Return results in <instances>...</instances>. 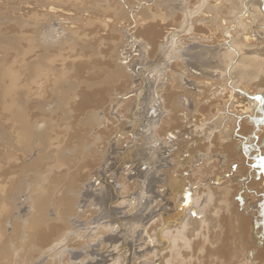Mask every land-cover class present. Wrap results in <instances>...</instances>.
<instances>
[{
	"label": "bare ground",
	"instance_id": "6f19581e",
	"mask_svg": "<svg viewBox=\"0 0 264 264\" xmlns=\"http://www.w3.org/2000/svg\"><path fill=\"white\" fill-rule=\"evenodd\" d=\"M18 1V4L22 6L20 11H22L24 16L28 13L30 14L31 12L35 13V11H38L40 14H43V16L50 17L53 21H61L63 25L67 26L70 24L71 26L66 28L69 31L68 37L71 38H85L84 36L78 37L77 33L72 31V25L74 26L79 20L86 19L84 17L85 13L90 15L91 13L96 12L97 14L104 16L108 21V23L105 24L106 27L113 26L116 28L119 37V48H122L123 43L120 38L121 35H125L127 27H132L134 25L133 29H129V32L133 33L137 40L133 43L132 47L137 46L139 49L138 51L142 52L141 50L144 47L143 42H146V46H150L151 51H149V54L152 53L151 56L154 54L158 55L159 53H163L173 48L174 44L172 43V39H175V36H171L172 38L167 40L168 37L164 35L163 29L164 27L177 28L182 26L183 23H181L180 20L181 18L185 19L187 15L184 14L185 12L183 11L145 10L144 13L141 11L143 14L141 13L139 17H137V15L134 19L133 17H128V14H125V10L117 5L109 6L116 7V9L112 11L106 9V12L103 11L101 13L98 8L95 10L96 6L92 8L94 2H90L92 5L90 4V7L87 9H82L79 5L76 6L77 0ZM106 3L111 4V1L106 0L105 4ZM263 3L264 0L259 2L260 5L257 4L259 7L258 11H256L257 9L255 10L252 5L254 10L251 9L252 11L248 12V15L241 16L242 14L240 15V11L238 10L240 17L233 19L234 21L231 20L233 22L230 21L234 24L233 27H230V23L225 20L224 22L222 21L223 25L219 24L215 30L219 31L220 35L217 36L221 37L220 39L223 42L222 45H224V43L226 45V49L224 50H226V52L227 50H229V52L233 51L232 53H234L236 58L233 64L236 70L235 75L229 79L227 78L228 84L227 82L225 83L226 85L224 86L223 96L222 90L219 89L220 86H223L221 85L222 82H213V79L209 74H202L201 77L192 76L189 72L184 74L183 72L186 68H189V64L184 61H179L180 68L178 69V64L174 65V71L170 73L171 77L168 78L169 81L167 85L160 83L165 78V74L162 71L164 67L160 69H155L153 67L151 71L153 74L147 78L144 91L142 92L141 90L143 89H140L139 94L137 92L134 99L127 102H121L115 112L116 118H111L109 116L111 106L106 107V110H104L106 113L104 114L102 112L103 115L100 113L101 116L96 112V115H98L96 118L93 117L94 114H91L90 112V114H88V123L91 122L94 123V125L101 127L102 133L104 130L103 135L98 137V141L102 137L104 141L102 147L101 142H99L101 151L94 150L96 155L101 154L104 157L110 152L115 155V163L117 164L138 161L140 163L145 160L148 163L151 159L160 158L156 160L157 162L153 161L155 164L150 161L153 164L151 167L152 169H149L150 171H136L135 176V180L140 182L139 185L141 186L142 197L143 195H155V198L158 200L157 202L166 200L165 197L168 195L170 197L169 201H165L166 206L162 209L163 211H168L167 208L170 209L167 214L168 216L162 214V216H157L158 213L154 211L152 212L153 208L149 207V211H147V213H142L141 220L135 225L137 226L138 231L135 232L136 237L133 242H140V244L137 243V245L139 244L141 247L143 246L144 251L146 252L142 253V251H139L140 253L145 254V256H139V259H141L139 264H154L156 263L155 261H159L161 264L264 263V230H257L260 228L259 225L264 226V169L259 164V158L264 155V18L260 16L263 14H260L262 12L259 11ZM25 6L30 7L31 10L29 11L25 9ZM249 7L251 8L250 5ZM249 7L247 6V9ZM212 9L217 10V7H212ZM82 15L83 18H81ZM205 15L206 14H204L205 18L199 17L200 19L198 18V20L202 22H212L214 24L215 21H211L210 18V20L207 19ZM239 15L237 14V16ZM24 16H21L20 18L27 17ZM214 16H216V18L214 17L212 19H219V14ZM260 17L263 18L262 21H258ZM16 21L18 27L24 24V21L21 19ZM209 26L210 25H207L206 28L208 29ZM164 31L166 30L164 29ZM208 31L211 32V29L209 28ZM211 36V33L205 35V37L208 38ZM13 39V37L10 39L8 38L9 43L8 40L1 38L0 36V51H2V53L8 52L3 46H10L12 41L20 43V48H18L17 54L20 58V66L17 71L8 67V72L10 73L9 84L11 83V86H17L18 84V92L29 91L32 82H23L21 75L25 71L31 72L34 70V81L36 84L35 94L39 104L40 102L41 104L44 103L45 98L49 96H57L55 90V73L60 75V77L65 76V70H58V68L65 67L66 60L68 59V56L64 57L61 52L70 51L72 53L77 47L70 44L63 45L56 41L54 43H58V46L54 45L56 46L55 49L52 45V47L49 46L51 49H44V47L38 46L32 39L28 38V35L25 33L16 37V39H14L15 41ZM166 40L171 44L165 43L167 42ZM200 40L202 41L201 37ZM210 40L215 41L214 38H210ZM158 42H161V44ZM79 47L83 48L82 46ZM119 52L114 56L115 64L110 65L109 74L112 80L113 78H115L114 80H117V84L118 80L121 79L124 88H126L125 86H130L132 81V84L138 82H136L134 76L140 75L141 72H138L139 74H135L134 72L127 73V67L117 64V61L121 59L119 58ZM32 57H34L33 60L29 61ZM2 60H0V65ZM58 62L61 63L60 66L58 65ZM145 62L146 61H144L142 57L138 63H140L141 66ZM135 63L137 64V62ZM35 66L36 68H34ZM249 67H253V69L257 70H249ZM3 68L0 66V73H3ZM78 68L81 69L82 66L79 65ZM79 69L76 71H86ZM1 75L2 77H0V79H4L5 72L4 76L3 74ZM46 77L53 78L54 81L46 82ZM212 77L214 78V75ZM89 80L92 81V79ZM183 81L185 84H182ZM110 84L108 86H110ZM209 85H212L213 89H209ZM190 86L193 87V91L188 89ZM0 87L2 90L1 95H3V99H5L2 104V109L5 114H7L6 118L11 119L16 123L17 130L14 135H16V141L19 146L22 147V152H24L32 141L34 142L33 135L29 132V127L24 121V116L18 109L16 99L13 98V95H15L13 94V88L6 87L4 83L1 84ZM110 89L112 90V88ZM138 89L139 88L135 89V91H138ZM106 91H108V87ZM118 91L121 92L122 90ZM111 93L113 94L112 91ZM109 94L110 93L107 94V97H109ZM60 96L63 97L64 95ZM57 97L62 99L59 96ZM159 98H162V102L159 101ZM209 98L212 99V103L207 105L204 100ZM157 99L159 101L158 103ZM100 100L102 101V99ZM155 104L159 105V107L163 105L167 110V114L160 116L153 123V119L148 118L149 110H147V108L145 109V107L150 106L151 109H154ZM65 106L66 107L60 108L62 112H66L67 108H71L70 102L67 101ZM36 110L38 117L39 109L37 106ZM134 110L135 112L133 113ZM179 113H182L183 117H179ZM49 115H51L49 119L53 117V114L50 113ZM99 116L101 121L97 120ZM117 117H119V119H127L128 124L125 125L123 122L119 123ZM54 118H52V120H54ZM193 118H195V123L190 122L191 126L188 127L186 121L190 119L192 120ZM54 121L57 122V120ZM40 122H42V120ZM117 126H119L118 129ZM49 127L52 128V126ZM40 128L41 127H39V129ZM55 128L56 133L58 136L61 135L64 142L71 138V125L68 124L64 127L66 131L63 130L62 133L65 134L64 131L68 132L66 135L59 134V132L62 131L60 130L61 128H59V125ZM139 128H143L145 131H148L149 134H141L138 130ZM122 129H126L132 136L126 140L115 139L116 134L121 132ZM41 132L42 131H40V133ZM48 133L49 132L46 134ZM38 135H36V137ZM52 135H54V130ZM186 136L187 138H185ZM173 137L175 140H173ZM112 139L117 140L116 143L112 142L111 144ZM143 141L144 143H142ZM156 144H158L157 146L159 148L165 150L166 153L173 152L175 157L169 161V156H166L167 158L165 157V159L164 155L159 156L160 154L158 156H152L153 153H150L152 151L150 150L148 153L147 150L148 147L156 150L157 147H154ZM144 145H148L147 149L144 148ZM187 146H190V149H187ZM95 148H99L97 147V144ZM42 155L37 157V159L41 161ZM62 157L63 156H61V159ZM199 161L202 162V165L196 166ZM97 163L98 157H93L85 162L84 165L88 167L89 170L94 168ZM151 163H149V165ZM219 163L223 164V166L219 167ZM228 163H230L229 168L225 170V164ZM235 163H237L238 167L236 169V174H233L232 165ZM146 165H142L139 168L145 167ZM182 165L186 169H184ZM252 166H255L254 169L256 171L252 169ZM83 167L84 166H80V168ZM120 171L121 173L117 180L118 183H122L120 196L129 198L128 195L130 191L133 190L130 184L131 182L129 183L128 181L131 177L129 175H127V178L124 176V169ZM185 171L189 172L187 177L183 175ZM237 174L241 176V180L238 183H234L232 179ZM143 183H145V187ZM132 184L133 186L135 185L133 182ZM159 188L164 189L165 197L159 194ZM115 192L116 191L114 190V193L111 192L110 195H108V193H103L100 195V199H93L94 203H98V201L102 202V199L105 198V202L102 203L103 206L100 204L103 207L100 208L101 213H104L102 215L103 219L110 217H115L117 220L119 219L117 218L119 211L113 209L116 206L113 204V208L112 205L109 207V202L118 198ZM191 193L193 195H191ZM137 198H139V196ZM146 202L149 203V200H146ZM120 204H122V201ZM141 206L142 205L139 206V210ZM128 207L131 208V204L128 205ZM157 212H159V210ZM196 213L203 215L202 219L200 218L201 220L196 217ZM156 216L159 218L155 219ZM99 219L102 218L99 217ZM135 226L134 228H136ZM107 228L105 225H102L91 233L100 235V242L103 243L106 251L107 248H110V246L117 243L114 242V240H117L116 237L115 239L112 236L107 237ZM144 232L146 233L147 238L151 240L152 247L149 246L151 245L150 243L146 242L145 235L143 237L142 233ZM127 246L125 244L123 246V244L117 243L114 246L116 249L115 252L113 251L114 254L122 247H124L123 249L125 250ZM157 250H159V252ZM120 251L122 252L123 250ZM126 254L120 258H115L116 260L113 264H130L128 263L129 258H126L125 256ZM100 262L101 260L98 261V263Z\"/></svg>",
	"mask_w": 264,
	"mask_h": 264
},
{
	"label": "rangeland",
	"instance_id": "374dc122",
	"mask_svg": "<svg viewBox=\"0 0 264 264\" xmlns=\"http://www.w3.org/2000/svg\"><path fill=\"white\" fill-rule=\"evenodd\" d=\"M105 1L106 0H77L76 6L79 5L80 8L87 9L90 7L89 5H92L94 2L92 8L96 6L95 10L98 8L102 13L103 11L106 12V9H110L111 11L116 9V7H109L110 5H117L125 10V14H128V17H133L134 19L137 15V17H139L142 12L144 13L145 10L183 11L185 12L184 14H187V18H181L180 22L183 24L180 27H164L166 31L163 29V33L168 37L167 40L175 36V39H172L173 41L170 40L174 44L173 48L163 52L164 54L159 53L158 55L154 54L151 56L152 53L149 54V51H151L150 46H146V42H143L144 47L141 50L142 52L138 51L139 49L137 46L132 47L133 43L137 40L135 39L136 37L134 34L129 32V29H133L134 25L132 27H127L125 35H121L120 38L123 43L122 48H119V37L116 28L113 26L106 27L105 24H107L108 21L104 16H101L96 12H93L90 15L85 13L84 17L86 19L79 20L74 26L72 25V31L76 32L78 37L84 36L85 38H71L68 37L69 31L66 28L71 26L70 24L67 26L63 25L61 21H53V19H50L48 16H43V14H40L38 11H35V13H28L25 15L27 17H25L22 11H20L22 6L18 4V0H0L1 38L8 40V38L10 39L13 37L16 39V37L25 33L28 35V38L32 39L38 46L44 47V49H51L49 47L51 45L55 49V47L58 46V43L63 45H75L77 47L72 53L70 51L61 52L64 57L68 56L66 66L58 68V70H65V76L60 77V75L55 73V90L57 96L63 100L54 95L53 97L49 96L45 98V102L42 104L41 102L39 104L35 94L36 84L34 81V70L31 72L25 71L21 75L23 82H32L29 91L18 92V84L17 86H11V83L9 84L10 73L8 72V67L17 71L20 66V58L17 56L20 43L13 39L15 42L12 41L10 46H3V48L8 51L7 53H2V51H0V60L5 57V60L3 59L0 65L1 68L4 67V71L3 73L1 72L0 75L3 74L4 76L5 72L4 77L6 79L9 78L8 80L5 78L0 79V85L4 83L6 87L13 88L15 92H13V94H15L13 95V98L16 99L18 109L23 114L24 121L28 125L29 132L33 135L34 140V142L32 141L26 150L22 152V147L19 146L15 138L16 135H14L17 130L16 123L11 119L6 118L7 114H5L2 109V104L5 99H3L4 97L1 95L2 90L0 87V264H113L117 258H120L126 253V258H129L128 263H140L141 259H139V256H145V254H142L145 251L143 246L141 247L139 245L140 242H137L139 243L138 245L136 242H133L136 237L135 232L138 231V228L135 225L141 220L142 213H147L150 208H153L152 212L154 211L158 213L157 216H168L167 214L170 209L167 208L168 211H163L162 209L165 208V201H169L170 197L169 195L166 197L164 196L165 191L163 188L158 189L159 194L163 195L166 199L162 202H157L158 200L155 198V195H143L142 197L141 186L139 185L140 182L135 180V176L136 171H150L152 165L155 164L153 161H156L159 157L149 160L148 163L145 160L140 163L138 161L117 164L115 163V155L110 152L104 157L101 154L96 155L94 150H100L99 142H101L102 147L104 141L103 137L98 141V137L103 135L104 130L102 133L101 127L94 125V123L91 122L88 123V114H94L93 117L96 118L98 116L96 115V112L99 115L100 113L103 115V113H106V111H104L106 110V107L111 106L109 116L111 118H116L115 112L121 102H127L134 99L137 92L139 94L140 89H143L141 90L142 92L144 91L147 78L153 74L151 73L153 67L155 69L164 67L162 71L165 74V78L160 83L167 85L169 81L168 78L171 77L170 73L174 71V65L178 64V69L180 68L179 61H184L189 64V68L184 70V74L189 72L190 75L196 77H201L202 74H209L211 75L213 82H222L221 85L223 86H220L219 89L222 90L223 96V90L227 78L229 79L235 75L236 70L233 64L236 58L234 53H232L233 51L229 52V50H227V53L226 50H224L226 49V45L225 43L222 45L223 42L220 39L221 37L217 36L220 35L219 31L215 30L219 24L221 25L222 21L224 22L225 20L230 23V27H233L234 24L231 23L234 21L233 19L240 17L241 14V16L248 15V12L254 10L253 6L255 10L257 9L256 11H258V5H260L259 2L262 0H110L111 4H105ZM253 3L258 5L255 6ZM247 6L249 7L248 9ZM212 7H217V10L212 9ZM25 9L29 11L31 10L30 7L27 6H25ZM259 11L262 12L260 14H263L260 16L264 18V3ZM204 14H206L205 16L207 19L210 18L211 21H215L216 23L214 22L213 24L212 22L199 21V17L205 18ZM217 14H219V19H212L214 17L216 18L214 15ZM237 14L239 16H237ZM21 16H24L25 18H20ZM261 17L258 21L263 20ZM81 18H83V15ZM20 19L24 21V24L18 27L16 20ZM207 25H210L209 28L211 29V32L208 31L209 28H206ZM207 33H211L212 36L209 38L205 37ZM200 37L202 38V41L200 40ZM210 38H214L215 41H211ZM56 41L58 43H54ZM158 43L161 44V42ZM165 43L171 44L169 41ZM79 46H82L83 48H80ZM118 52L119 58L121 59L117 61V64L127 67V73L134 72L135 74H139L138 72H141L140 75L134 76L136 82H138L132 84L133 81L131 82L130 80L131 85L125 86L126 88H124L121 79L118 80L117 84V80H114L115 78L112 80L109 74L110 65L115 64L114 56ZM140 57H143L144 61H146L144 63L145 65L143 64L140 66V63H138L141 60ZM33 58L34 57L29 59V61L33 60ZM135 62H137V64ZM58 65L60 66L61 63L58 62ZM79 65L82 66L81 69L78 68ZM253 67H249V70L256 71L257 69H253ZM34 68H36V66ZM78 69L86 71L77 72L76 70ZM213 75L214 78L212 77ZM0 77H2V75ZM46 78V82L54 81L53 78ZM89 79H92V81ZM109 84L110 86H108ZM182 84H185L184 81ZM107 87L108 91H106ZM191 87L192 86H190V88L188 87V89L192 90L193 87ZM110 88H112V90ZM137 88H139L138 91H135ZM209 89H213V86L209 85ZM118 90H122L123 92ZM108 93H110L108 95L109 97H107ZM60 95L64 96L61 97ZM106 100L109 101L107 102ZM211 100L212 99L209 98L204 101L207 105H210L212 103ZM67 101L70 102L71 108H67L66 112H62L60 108L66 107L65 104ZM159 101L162 102V98H159ZM159 101L157 99V103ZM36 106L39 109L38 117ZM146 108L149 110L148 118H152L153 123L160 116L167 114V110L163 105L159 107V105L155 104L154 109H151L150 106L145 107V109ZM134 112L135 110L133 113ZM50 113L53 114L52 118L55 116L54 120H57V122L52 120V118L49 119L51 116L49 115ZM100 116L97 118L99 121H101ZM178 116L183 117V114L179 113ZM41 120L42 122H40ZM117 120L119 123L123 122L125 125L128 124L127 119H119V117H117ZM52 122H54L56 126ZM190 122L195 123V118L186 121L188 127L191 126ZM65 124L71 125L72 129L70 128V130H72V136L70 135L71 140L69 139L64 142L61 135L58 136L56 133L55 127L59 125V128H61L60 130H62L59 134H63V130L66 131V129H64L66 126ZM49 126H52V128ZM39 127H41V130ZM118 127L119 126H117V129ZM53 130L54 135H52ZM138 130L143 135L149 134V132L145 131L143 128H139ZM40 131L42 132L40 133ZM65 131V134L63 135L68 133ZM47 132H49V135L46 134ZM121 132L116 134L115 139L126 140L132 136L126 129H122ZM36 135L39 137H36ZM55 136L58 137L56 138ZM185 138H187V136ZM115 139H112L111 144L112 142L116 143L117 140ZM173 140H175L174 137ZM142 143H144V141ZM96 144L97 147H99L98 149L95 148ZM157 145L158 144L154 147H157L156 150L158 152L155 149H150L148 145H144V148L147 149L148 147L147 151L149 153L151 150L152 152L150 153H153L152 156H158L160 154L159 156L164 155V159L166 156H169V161L175 157L173 152L166 153L165 150H162ZM187 149H190V146H187ZM41 155L42 158L40 161L37 157H40ZM61 156H63L62 159ZM93 157H98V163L94 168L88 170V167L84 164ZM149 163L151 164L149 165ZM229 164L230 163L225 164V170L229 168ZM259 164L264 169V155L259 158ZM142 165L146 166L139 168ZM200 165H202L201 161L196 164V166ZM80 166L84 167L80 168ZM218 166L221 167L223 164L219 163ZM237 167V163L232 165L233 174H236ZM252 167V169L256 171L254 169L255 166ZM183 168L186 169L184 166ZM122 169L125 171L124 176L126 178L127 175L131 177L128 181L129 183L131 182L130 184L133 190L130 191L128 195L129 198L120 196L122 183H118L117 180L121 173L120 170ZM188 174L189 172L187 171L183 173L185 177H187ZM232 180L234 183H238L241 180V176L237 174ZM132 182L135 184L134 186ZM143 184L145 187V183ZM114 190L117 194L115 195L119 199L117 198L109 202V207L111 205L112 208L114 205L116 206L113 209L119 211V214H117V218L119 219L117 220L115 217L103 219L102 215L104 213H101L100 208L103 206L102 203L105 202V198L102 199V202L98 201V203H94L93 199H100V195L103 193H108V195H110L111 192L114 193ZM191 195L193 194L191 193ZM138 196L139 198H137ZM146 200H149L150 204L147 203ZM121 201L122 204H120ZM100 204H102V206ZM130 204L132 209L135 207L133 210L128 207ZM140 205L142 206L139 210L138 208ZM158 210L159 212H157ZM157 216L155 219L159 218ZM202 216L203 215L196 213V217L199 218V220L202 219ZM99 217L102 219H99ZM102 225H105L106 228L108 226L107 237L112 236L114 239L116 237L117 240H114V242L123 244V246L124 244L126 246L128 244L129 247L127 246L125 250L123 249L124 247H122L120 249L123 250L122 252L118 250L117 253L114 254L116 251L114 248L117 244L116 243L115 245L110 246V248H107L106 251L103 243L100 242V235L91 234L95 229H98ZM134 226L136 228H134ZM259 227L260 228L257 229L258 231L264 230V226L259 225ZM142 235L143 237L145 235L146 242L150 243L151 245L149 246L152 247L151 240L147 238L146 233L144 232ZM108 249H111L112 251H109ZM139 251H142V253ZM157 251L159 252V250ZM99 260H101L100 263H98ZM155 262L156 263L154 264H161L159 261Z\"/></svg>",
	"mask_w": 264,
	"mask_h": 264
}]
</instances>
